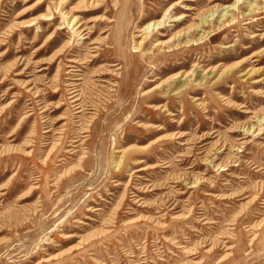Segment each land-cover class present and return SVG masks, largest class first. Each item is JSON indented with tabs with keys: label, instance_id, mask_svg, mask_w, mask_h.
I'll use <instances>...</instances> for the list:
<instances>
[{
	"label": "rangeland",
	"instance_id": "rangeland-1",
	"mask_svg": "<svg viewBox=\"0 0 264 264\" xmlns=\"http://www.w3.org/2000/svg\"><path fill=\"white\" fill-rule=\"evenodd\" d=\"M53 3L0 0V264H264V0Z\"/></svg>",
	"mask_w": 264,
	"mask_h": 264
},
{
	"label": "bare ground",
	"instance_id": "bare-ground-1",
	"mask_svg": "<svg viewBox=\"0 0 264 264\" xmlns=\"http://www.w3.org/2000/svg\"><path fill=\"white\" fill-rule=\"evenodd\" d=\"M65 0H54V6L57 8L60 4H64ZM41 1H38V4ZM257 2V1H256ZM248 9H249V13H253L255 14V7L256 5H249L248 2ZM55 10V9H54ZM187 10H193V8H187ZM229 10V9H228ZM227 10V11H228ZM74 12H77V10H71V12H64L61 15L64 18L63 21V25L64 27H59L58 30H62L67 28L69 33L71 34V37L74 38H80V39H86V37H84L83 32L85 31V29H81L83 26H85V23L81 22V19L78 16H74ZM216 13V12H215ZM214 11H209L205 14V16L201 17L200 22H198L199 24L195 25L193 27V31L196 29L198 30V28H200L201 26H204V24L207 22V20L210 17L214 16ZM218 17L220 16V18H224L227 17V12L223 13L222 15H217ZM251 15H244V17H248ZM183 17H188V15L184 14ZM43 18H45V21H53L55 18L52 17V15H44ZM230 23H233L235 21L234 17H230ZM227 20V19H226ZM160 25L161 22H154V23H149L146 26L139 28L136 32L138 33V38H142V40L137 44L136 49L135 50H141L142 47H144V45L147 43V40L153 35V33L157 30L160 29ZM120 28V26H119ZM216 36V35H215ZM257 35H253L252 38H256ZM206 36H202L200 37V39L194 41L195 43L200 42L203 38H205ZM79 39V40H80ZM119 41V40H118ZM264 42V36L261 38V40L259 41V43ZM97 43H92V45H96ZM66 50H68L70 48L69 43H67L64 47ZM136 52V51H134ZM96 56H94L95 58ZM71 64H78L79 62L76 60H69L68 61ZM83 66V65H82ZM66 68L68 69V71L66 72V102L68 104H70V106L75 110V114H82L83 113V107H82V100H83V95H82V90L80 89L82 87V84L79 83V81H81V78H77V76L75 75V72H77L78 70L75 69V66L73 65H68L66 66ZM214 72V71H213ZM113 73V72H112ZM209 73H212L211 71ZM250 73V74H249ZM253 72H247V73H243V75H252ZM261 80H257L254 81V83H260ZM55 92V91H54ZM253 129V128H251ZM257 130L261 131V129L256 128Z\"/></svg>",
	"mask_w": 264,
	"mask_h": 264
}]
</instances>
